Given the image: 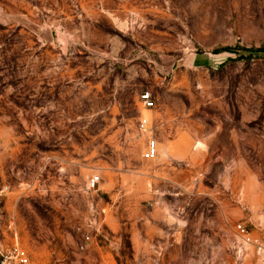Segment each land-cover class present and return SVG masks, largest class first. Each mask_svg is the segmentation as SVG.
I'll list each match as a JSON object with an SVG mask.
<instances>
[{"label": "rangeland", "instance_id": "obj_1", "mask_svg": "<svg viewBox=\"0 0 264 264\" xmlns=\"http://www.w3.org/2000/svg\"><path fill=\"white\" fill-rule=\"evenodd\" d=\"M239 222L264 230V0H0L5 249L253 264Z\"/></svg>", "mask_w": 264, "mask_h": 264}, {"label": "built area", "instance_id": "obj_2", "mask_svg": "<svg viewBox=\"0 0 264 264\" xmlns=\"http://www.w3.org/2000/svg\"><path fill=\"white\" fill-rule=\"evenodd\" d=\"M140 100L145 110H151L154 107L149 92L141 94ZM146 127L147 120H143L142 128L146 130ZM143 156L146 160H154L158 156V147L154 140L148 142ZM98 181L97 177L92 178L88 183L89 189H94ZM7 190L8 188H6ZM235 236L243 245L246 256L249 253L252 255L253 264H264V230L256 231L251 229L246 223L239 222L235 226ZM245 258L238 264H248ZM0 264H31V257L28 251L17 244L5 249L0 243Z\"/></svg>", "mask_w": 264, "mask_h": 264}]
</instances>
